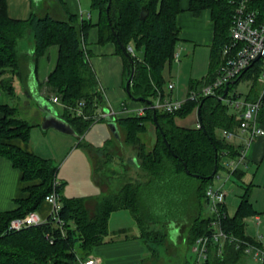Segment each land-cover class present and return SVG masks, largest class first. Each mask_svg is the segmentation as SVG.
Returning <instances> with one entry per match:
<instances>
[{
	"label": "trees",
	"instance_id": "trees-1",
	"mask_svg": "<svg viewBox=\"0 0 264 264\" xmlns=\"http://www.w3.org/2000/svg\"><path fill=\"white\" fill-rule=\"evenodd\" d=\"M250 6L264 16V0H251ZM92 8L99 13L96 24L88 20L80 21L73 14L68 20L35 13L28 19H14L8 14L7 0H0V74L5 75L1 86L14 96L17 78L27 85L29 64L34 65L35 71L37 60L47 47L59 45L57 66L45 85L52 96L59 97L65 111L62 117L81 138L93 124L107 122L106 119L96 122L92 118L98 107L107 108L108 104L91 65L90 52L85 47L89 29L97 25L100 43L117 44L124 59L126 81L132 64L117 39L126 50L131 43L135 50H143V57L132 56L134 75L128 99L134 101L143 97L144 101L139 102L144 105L145 114L116 117L119 136H113L102 147H92L83 138L78 144L92 160L93 178L98 185L110 186L115 175L113 173L109 179L104 176L101 169L96 168L94 159L104 156L106 163L103 166H110L119 150L129 156L127 160L130 164L138 167L137 177L129 176L122 180L110 193L105 192L95 198L92 207L90 200L93 198L63 195L64 184H56L59 167L51 159L42 158L12 143L14 139L28 141L35 124L20 116L18 106L0 105L4 113L0 119V157L10 159L22 171L24 181L40 180L25 189L29 196L19 199L16 209L0 211V264H80V260L92 256L96 247L107 242L110 216L113 211L122 208L132 212L144 237L154 233L149 228L152 223L166 224L171 220L188 228L189 247L200 237L210 236L214 231L212 221L217 216L203 213L209 202L207 188L223 168V159H235L240 155L237 146L220 135V131L234 132L242 119L217 96L187 99L176 112L152 107L159 95L164 96L165 66L173 61L177 50L180 33L178 15L182 12L180 0H92ZM189 9L196 16L202 10L210 9L214 21L209 70L203 78L191 80V91L215 78L222 61V48L230 38L235 4L233 0H190ZM31 34L34 52L26 53L21 45ZM259 95L260 91L253 89L246 99L256 100ZM80 104L87 117L72 114L70 108ZM199 106L200 126L178 124V119L186 118ZM257 120L264 125V99ZM152 130L154 138L150 135ZM216 154L217 171L211 177L216 166ZM231 173L236 179L243 176L241 169ZM54 190L60 195L59 217L62 225L49 218L43 224L19 231L9 229L13 218L37 211ZM193 208L199 210L198 214L193 219L183 220L185 215L181 212L190 214ZM220 210L219 219L225 233L257 243L245 233V219L254 212L247 193L234 215H228L225 203ZM209 248L207 258L200 264H244V244L237 248L236 242L226 241L221 253L218 244L210 243Z\"/></svg>",
	"mask_w": 264,
	"mask_h": 264
},
{
	"label": "crops",
	"instance_id": "crops-1",
	"mask_svg": "<svg viewBox=\"0 0 264 264\" xmlns=\"http://www.w3.org/2000/svg\"><path fill=\"white\" fill-rule=\"evenodd\" d=\"M180 5L182 12L178 15L180 33L176 50L180 52V57L173 59L177 62V68L174 73L171 72L168 83H165L163 96L173 100L178 95L176 94L178 87H182V57L184 56L188 60L187 62H192L190 82L192 79H201L206 76L205 66L210 63L214 41V21L211 10L204 9L196 16L189 9L190 0H180ZM7 8L9 16L14 19H28L35 13L39 16L50 14L60 20H68L69 16L73 14L80 21L88 20L94 24L99 20L98 11L92 8V0H7ZM34 46L31 34L22 43L21 48L26 53H33ZM85 47L90 52V62L97 74L107 104L118 113L117 118L133 116L134 112L144 105L139 101L128 99L125 87V64L117 44L114 42L100 43L99 27L93 25L89 29ZM59 52V45L52 44L38 58L35 71H33L34 65L30 63L27 85L17 78L14 96L1 86V80L5 75L0 74V105L18 106L20 116L35 124L28 141L14 139L13 144L42 158L51 159L55 165L57 161H61L64 165L69 162L67 167L71 168L76 165L77 158L83 160L81 152L76 149L85 135L80 138L74 134L61 132L54 127H43L46 113L36 100L39 97L49 100L61 117L65 112L62 104L52 101V93L45 85L49 75L57 66ZM173 61L170 64L173 65ZM201 63L204 67L196 70V66ZM164 78L166 81L165 73ZM170 84L174 85L173 88H169ZM124 107L130 111L122 112ZM197 110H195V125L189 127H198ZM232 112L234 111L232 110ZM3 115L4 113L0 110V119ZM177 122L182 125L179 121ZM111 133L113 134L112 131ZM150 135L154 138V130ZM220 135H223V131H220ZM113 136L115 135L113 134ZM50 138L54 142L50 141ZM228 140L237 146L240 155L235 159L229 157L223 159V168L220 170L221 174L220 171L218 174L219 180L214 181L213 184L226 190L225 211L230 216L238 210L244 194H248L251 209L254 212L245 219V233L264 249V135H253L250 129L238 127ZM89 161L94 181L93 164L90 157ZM231 161L236 165V169L243 171L241 179H236L235 175H232ZM83 162L80 161L77 165L79 174L81 170L83 171ZM129 170L130 176L136 178L138 167L131 164ZM58 172L57 181L64 184L62 193L65 195L68 180L66 175L59 177L60 171ZM39 182L40 180L24 181L22 171L15 167L10 159L0 157V211L16 209L19 206L18 200L29 196V192L25 189ZM95 184L100 189V195L106 192L104 186L98 185L96 182ZM110 186H114V182ZM207 208L210 211L208 206ZM51 210L52 205L44 200L37 211L42 218L48 219ZM149 228L154 233L144 237L129 209L122 208L113 211L109 220L110 234L107 237V242L94 250V255L99 259L98 264H189L187 256L182 259V239L188 245L187 236L182 237V231L187 227H182V223L177 221H168L166 224L152 223ZM189 248L192 247L188 246ZM244 264H261V262L255 258L253 253H245Z\"/></svg>",
	"mask_w": 264,
	"mask_h": 264
},
{
	"label": "built area",
	"instance_id": "built-area-1",
	"mask_svg": "<svg viewBox=\"0 0 264 264\" xmlns=\"http://www.w3.org/2000/svg\"><path fill=\"white\" fill-rule=\"evenodd\" d=\"M250 2L251 0H233L235 12L230 29V38L222 48V61L217 69L215 78L211 82L189 91L185 100L166 99L159 95L152 105L153 108H160L166 112H176L183 107L187 99L200 100L206 96H217L230 107L231 111L233 110L240 116L242 121L239 128L250 129L253 135H264V125L260 124L257 120V114L264 99V16H260L257 9L251 8ZM127 50L132 56H136L132 43L128 46ZM179 57L180 52L176 51L174 58L179 59ZM251 68L252 70H250ZM247 71L252 75V78L256 77L263 83L260 95L256 100L243 99L238 93L234 96L230 94L232 85ZM227 84H230L229 90L223 97ZM173 86V84H170L169 88H173ZM52 101L59 103L60 99L58 96H52ZM82 106L80 104L78 107L70 108L72 114L87 117ZM129 111L128 108L124 107L122 112L128 113ZM144 114V106L134 112V115ZM117 116L118 113L111 106L107 105V108L98 107L96 114L92 118L97 122L101 119L107 120L109 117L115 119ZM232 133L227 130L223 131V135L227 138L231 137ZM230 166L231 169H236L233 161L230 162ZM56 184H59V181H56ZM206 193L209 199L208 207L210 213L211 215L215 214L217 219L212 221V226L214 227L212 235L200 237L192 246L193 251L198 255L196 264H200L207 258L210 243L218 244V251L221 253L226 241L236 242L237 248L241 244H244L245 253H253L255 258L261 264H264V249L261 246L256 243L240 240L223 231L219 218L221 214L220 206L226 202V190L212 184L207 188ZM45 200L52 205L48 219L53 218L62 225L63 221L59 217L61 202L58 192L56 190L52 191L46 196ZM48 219L42 218L38 211H31L25 216L13 218L10 221L9 229L19 231L31 225L43 224ZM98 263L99 259L96 256H89L86 259L80 260V264Z\"/></svg>",
	"mask_w": 264,
	"mask_h": 264
},
{
	"label": "rangeland",
	"instance_id": "rangeland-1",
	"mask_svg": "<svg viewBox=\"0 0 264 264\" xmlns=\"http://www.w3.org/2000/svg\"><path fill=\"white\" fill-rule=\"evenodd\" d=\"M136 55L140 58L143 57L144 51L143 50H136ZM182 84L181 88L178 87L176 94L177 96L174 97L175 100H185L187 98V93H188V85L190 83V69H191V64L192 62L189 61L183 56L182 57ZM168 63L164 73L166 77V83H168V80L170 78L171 72L174 73V71L177 68V62L176 60L173 61V65ZM196 70L202 69L204 66L201 64H198L196 66ZM206 69V74L208 73L207 70H209V64L205 66ZM181 83V82H180ZM263 83L258 79V78H252V75L248 73L245 75L243 79H241L237 85L233 86V88L230 90L231 95L235 94H240L241 98H246L247 95L254 89L256 91H261ZM195 120H196V113L195 111L189 114L185 119H178L179 123H181L184 126H194L195 125ZM113 138V134L111 133V130L107 124V122H97L92 125V127L85 133L84 136V142L91 145L92 147L98 148L104 146L110 139ZM76 139V137H74ZM54 142L52 138H50V141ZM76 150L81 152L83 160L81 158H77L74 166L71 168H68V163L64 165V163H61L57 161V166H59V177L61 175H66V179L68 180L66 186H67V191H65V196L67 197H76V196H84L88 198H93V200H90V205L91 207L95 204V197L100 195V189L99 187L95 184V182L92 179L91 176V165L89 161V154L86 150H84L81 147H78ZM117 155L113 160L112 165L108 166L105 164V157H97L94 159V164L96 168H100L101 172H103V175L108 177L114 173L115 178H113L114 181V186L116 184H119L122 180H126L127 177L129 178L130 172L128 173L129 167L131 166L130 161L127 159L129 158L128 155L124 154L119 150L117 151ZM130 156H133L131 153ZM74 158V157H73ZM80 161L83 162V171H80V174L78 172L77 165L79 164ZM61 167V170H60ZM126 168V169H125ZM59 173V172H58ZM100 173V172H99ZM117 173V174H116ZM128 174V175H127ZM221 174V171H220ZM223 175V174H222ZM226 177V176H225ZM123 178V179H122ZM219 180L218 176L214 179ZM216 184V183H215ZM114 186H109L105 185L104 188L106 189V193H110V191L114 188ZM110 187V188H109ZM180 211H182V206L180 207ZM199 210L197 208H193L192 212L190 214H185V212H181L182 215L184 216L183 220H189V218L193 219L195 215H197ZM209 210L206 207L203 211L204 215L209 214ZM211 214V213H210ZM172 222H175L171 220ZM188 231L187 228L182 231V237L185 235L187 236ZM188 245H186V241L182 239V259L187 256L188 263L189 264H194L197 261L198 255L193 251L192 248H189L188 250ZM92 256H95L94 254ZM249 263H251L249 261Z\"/></svg>",
	"mask_w": 264,
	"mask_h": 264
},
{
	"label": "water",
	"instance_id": "water-1",
	"mask_svg": "<svg viewBox=\"0 0 264 264\" xmlns=\"http://www.w3.org/2000/svg\"><path fill=\"white\" fill-rule=\"evenodd\" d=\"M118 43L120 44V46L122 47V49L124 50L125 54L129 57L130 62L132 64V70H131V74L128 78V80L126 81V91L129 95H131V81L134 75V60L132 58V55L130 54V52L128 50H126L124 48V46L122 45L120 39L118 38ZM234 83V82H233ZM229 86L230 84H227L224 90V95L228 92L229 90ZM221 99V98H220ZM37 102L42 106V110L46 113V117H45V123L43 124V127L48 128V127H54L57 130L64 132V133H68V134H74L78 136L77 131L74 129V127L64 118L58 115L57 110L54 108V106L52 105V103L49 100H46L44 98H36ZM136 101H144L143 97H138L135 98ZM149 103L151 104L152 102L149 101ZM200 111H201V106L198 107V117L200 118ZM107 124L109 126V128L111 129V131L113 132V134L118 137L119 136V128H118V124L116 122V120L112 117H109L107 119ZM165 141L167 142V144L169 145L168 141L165 139ZM186 166V165H185ZM217 171V154H216V166H215V170L212 174L211 177H213V175L216 173ZM187 172H189V170L187 169Z\"/></svg>",
	"mask_w": 264,
	"mask_h": 264
}]
</instances>
